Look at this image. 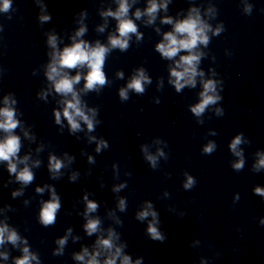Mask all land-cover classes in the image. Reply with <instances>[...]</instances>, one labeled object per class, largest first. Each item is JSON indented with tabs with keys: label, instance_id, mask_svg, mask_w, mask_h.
I'll return each instance as SVG.
<instances>
[{
	"label": "clouds",
	"instance_id": "9594fccd",
	"mask_svg": "<svg viewBox=\"0 0 264 264\" xmlns=\"http://www.w3.org/2000/svg\"><path fill=\"white\" fill-rule=\"evenodd\" d=\"M168 0H163L162 3H157V0H148V7L142 13L139 9L135 12L136 19H140L142 15L149 17L148 23H152L155 20L156 13L159 9H167ZM12 0H0V12L7 13L11 8ZM130 4L128 0H118V8L116 11H107L102 13L104 16H112L117 20V33L118 35L109 36V44L105 46L99 41L94 46L83 40H76V37L82 36L86 28L81 26L73 37V43L71 46H66L62 51L57 49V37L55 35L48 36V45L52 48L50 53L51 61L47 65L45 75L48 81L51 82L55 92L61 94L63 97H71L70 99H64L62 101L64 107L62 112L55 111V122L61 124V116L67 120L70 127V131L75 133L81 130L80 121L86 124L89 131L94 130L95 123L98 121L94 120L96 116L95 109H88L85 111V106L82 104L78 92L75 90L74 85L81 81V74L77 72L75 76H70L67 69H77L81 67H87V74L84 75L83 79L84 89L83 91L98 90V86H104L107 83L106 76L104 73V63L106 54L109 53L110 49L119 48L124 51L129 47L130 34H136L137 39H140V34L137 31V26L132 19L128 18ZM244 12L247 15H251L252 5L245 4ZM209 15L214 14V10L208 9ZM49 16H41L40 20L47 21ZM162 23L172 24L173 30L164 34L163 41L156 45V50L161 54L162 57L172 59L176 57L181 51H186L188 54L180 56L179 60L175 61V67L171 68L170 75L172 78L170 83L175 86L177 92H180L185 86L195 87L196 77H203L204 73L198 71V64L200 63L201 56L203 53L199 52L198 46H207L209 43L208 32L212 31L213 35H219L223 31V26H218L215 30L211 28L200 16L199 10L192 8L189 11L188 16L183 20L173 22L171 17H165ZM103 31V28L99 29ZM118 76L123 73H118ZM151 83L149 77L145 75L143 69H139L137 74L132 77L128 83L127 88L120 89L119 96L122 101L128 99V90H134L138 94H142L145 91V84ZM217 81L208 79L202 80L203 91L199 93L200 102L191 107V112L196 116L200 117L210 105H215L221 100V96L217 93ZM47 93L42 92L40 94L41 99H46ZM16 101L10 99L9 96L4 97V107L0 108V131L5 132L7 135L3 139H0V162H7L8 172L15 174L17 181L23 185L30 184L34 179V174L31 168L28 167L26 161L29 159L28 156L20 159L18 153L21 148L20 137L13 134V130L16 129L20 121L16 119L15 109L12 107ZM88 113H91L89 115ZM217 116H222L223 110L220 108L216 109ZM202 123V121H198ZM215 134V133H213ZM27 136L28 133L25 132ZM90 140H94L95 137H90ZM160 141H158L159 143ZM243 134L235 136L229 145L231 152L239 157L240 159L232 164V168L237 172L241 171L244 167V159L242 151L239 149V145L244 143ZM108 145L104 140H100L97 143L96 151L99 152L101 148H106ZM216 148L214 142H209L203 149L204 154L211 155ZM145 153V158L155 168L158 163V156H165L162 150H158L157 155L148 153L146 146H142L141 149ZM259 159L253 166L255 171L264 169V153H257ZM71 161V158H69ZM24 164V167L17 168V163ZM89 162H92V158L89 157ZM34 166H39V161L34 162ZM64 167L63 161L57 159L55 156H51L49 159V171L53 174V179L57 178V174L61 168ZM186 182L183 187L185 190H191L197 183L196 179L190 175H187ZM70 179L75 180L76 175L73 174ZM47 187V186H46ZM124 185H120L114 188V191H119ZM38 193L44 191L43 188H37ZM255 193L264 197V188L256 187ZM51 199L43 202L40 212V223L44 226L53 225L56 221V214L60 209V199L57 196L55 189L50 188ZM20 191L13 192L12 195H20ZM87 202L85 217H89L90 213L97 210L98 205L93 201H89L87 195L84 197ZM238 199V196L236 197ZM118 207L120 211L125 210V201L121 199ZM151 216L152 220L148 224V235L153 240L163 241L164 236L157 228L159 223L157 219V213L152 210V205L147 204L146 208L137 214L138 220H145ZM119 223V221H117ZM260 224L264 226V219L260 220ZM100 220L98 218H88L87 223L84 225L86 233L91 236L92 234L99 231ZM68 234H71V229L68 230ZM67 235L58 239L56 243L59 247L56 249L55 255H60L63 252V248L67 242ZM119 239L115 231L109 229L107 238H100L96 241V251L89 253L87 248H84L81 253L74 255V259L83 262V264H100L98 257L102 254V251H107L108 256L104 260L103 264H117L119 258L120 264H133L130 256L122 253L125 245L117 246L114 241ZM11 243L14 247L19 246L20 243L24 244L21 249L22 256L15 259L14 264H32L36 261L39 264L38 257L30 252L27 246V241L23 240L16 230L8 227L7 224L0 223V246L4 245L5 242ZM5 260L8 258V254L0 252ZM85 257H88L85 260ZM134 264H141V261L137 259Z\"/></svg>",
	"mask_w": 264,
	"mask_h": 264
}]
</instances>
